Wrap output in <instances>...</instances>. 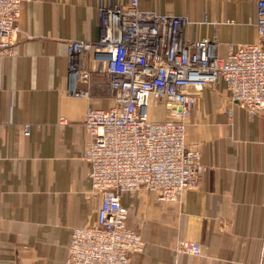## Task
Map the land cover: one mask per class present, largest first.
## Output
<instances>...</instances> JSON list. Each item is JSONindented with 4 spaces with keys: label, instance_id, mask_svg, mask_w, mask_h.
I'll return each instance as SVG.
<instances>
[{
    "label": "crops",
    "instance_id": "obj_1",
    "mask_svg": "<svg viewBox=\"0 0 264 264\" xmlns=\"http://www.w3.org/2000/svg\"><path fill=\"white\" fill-rule=\"evenodd\" d=\"M128 1L20 2L18 39L0 54V264H64L72 229L96 220L101 193L82 159L83 117L88 107H108L112 90L92 52L89 78L69 75L68 48L97 41L100 8ZM257 1L139 0V7L185 15L183 37H215L224 57L231 45L258 40ZM151 111L153 119L168 116L162 106ZM185 143L199 148L205 166L195 187L174 201L144 188L122 195L127 226L145 240L128 264H264V117L232 102L219 80L199 93ZM180 239L199 243L200 253L178 251Z\"/></svg>",
    "mask_w": 264,
    "mask_h": 264
},
{
    "label": "built area",
    "instance_id": "obj_2",
    "mask_svg": "<svg viewBox=\"0 0 264 264\" xmlns=\"http://www.w3.org/2000/svg\"><path fill=\"white\" fill-rule=\"evenodd\" d=\"M20 2L0 0V54L18 39ZM188 22L185 15L142 10L139 0H129L100 8L97 41H70L69 75L88 79L92 52L94 70L107 77L112 103L88 107L83 117L88 140L82 159L101 199L96 220L72 229L64 264H128L145 240L127 226L122 195L144 188L160 201H174L197 185L205 166L199 148L185 143V127L204 87L221 80L232 102L264 117V0L256 7L258 40L231 45L224 57L215 37L186 40ZM74 93L87 95L77 87ZM152 104L168 116L151 118ZM23 133H29L28 125ZM177 250L196 255L200 244L180 239Z\"/></svg>",
    "mask_w": 264,
    "mask_h": 264
},
{
    "label": "rangeland",
    "instance_id": "obj_3",
    "mask_svg": "<svg viewBox=\"0 0 264 264\" xmlns=\"http://www.w3.org/2000/svg\"><path fill=\"white\" fill-rule=\"evenodd\" d=\"M151 108H152V107H151ZM166 112H167V111H166ZM152 114H153V115H155V114H156V112H154V111H153V113H152V111H151V109H150L149 116L151 117V115H152ZM165 114H167V113H165ZM166 116H167V115H166ZM165 118H166V117H165Z\"/></svg>",
    "mask_w": 264,
    "mask_h": 264
}]
</instances>
